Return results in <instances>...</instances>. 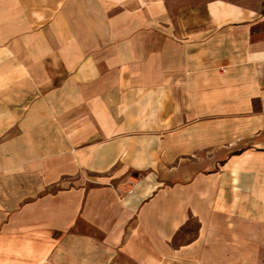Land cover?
Instances as JSON below:
<instances>
[{"label": "crops", "instance_id": "1", "mask_svg": "<svg viewBox=\"0 0 264 264\" xmlns=\"http://www.w3.org/2000/svg\"><path fill=\"white\" fill-rule=\"evenodd\" d=\"M0 264H264V0H0Z\"/></svg>", "mask_w": 264, "mask_h": 264}]
</instances>
